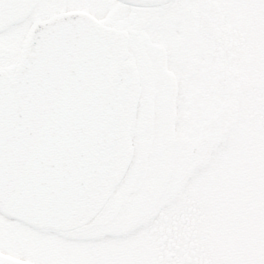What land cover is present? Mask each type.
I'll use <instances>...</instances> for the list:
<instances>
[{
  "label": "snow or ice",
  "instance_id": "snow-or-ice-1",
  "mask_svg": "<svg viewBox=\"0 0 264 264\" xmlns=\"http://www.w3.org/2000/svg\"><path fill=\"white\" fill-rule=\"evenodd\" d=\"M0 264H264V0H0Z\"/></svg>",
  "mask_w": 264,
  "mask_h": 264
}]
</instances>
